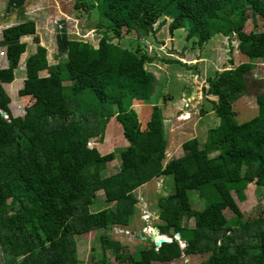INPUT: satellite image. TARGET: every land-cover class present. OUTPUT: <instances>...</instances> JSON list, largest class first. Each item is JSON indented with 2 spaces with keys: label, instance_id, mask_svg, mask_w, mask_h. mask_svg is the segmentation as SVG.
I'll use <instances>...</instances> for the list:
<instances>
[{
  "label": "trees",
  "instance_id": "16d2710c",
  "mask_svg": "<svg viewBox=\"0 0 264 264\" xmlns=\"http://www.w3.org/2000/svg\"><path fill=\"white\" fill-rule=\"evenodd\" d=\"M26 2L9 0L7 10H24ZM75 9L96 13L94 27L102 37L95 46L62 30L58 51L66 58L56 64L49 62L34 19L6 27L0 40L8 58V66L0 68V109L8 113L4 117L0 111L4 264H79L78 235L130 227L138 203L135 191L168 176L173 191L157 200L155 227L172 240L157 248L147 239L145 246L125 254L119 241L101 236L102 254L95 264H108V250L122 264L173 263L196 255L206 257L200 264H264V216L245 220L233 196L244 202L251 183L264 188V92L256 95L258 114L250 121L239 123L234 111L235 102L254 82L250 75L255 62L264 61V0H76ZM167 18H171L170 35L186 29V40L196 38L201 48L215 35L229 41L235 38L236 50L247 61L206 78V95L217 97L211 108L220 125L208 130L204 144L187 140L181 157L164 162L168 140L160 108L151 107L141 129L132 107L133 99L150 100L155 77L144 62L151 58L139 42L136 48L127 47L122 38L124 33H136L137 40L153 35ZM249 20L253 28L247 32ZM29 35L37 47L26 60L27 76L19 90L25 97V113L15 117L3 83L14 80L27 50L22 38ZM160 61L196 74L195 64ZM228 62L233 66L232 58ZM44 70L48 74L41 75ZM111 117L121 124L128 142L118 155L102 154L95 144L89 145L90 138L102 137ZM117 156V172L102 176ZM99 189L111 207L92 212ZM193 191L206 200L201 210L190 197ZM226 210L234 216L228 217ZM186 220H194L195 226ZM177 233L180 241L175 239Z\"/></svg>",
  "mask_w": 264,
  "mask_h": 264
},
{
  "label": "rangeland",
  "instance_id": "374dc122",
  "mask_svg": "<svg viewBox=\"0 0 264 264\" xmlns=\"http://www.w3.org/2000/svg\"><path fill=\"white\" fill-rule=\"evenodd\" d=\"M8 1L0 0V24L11 20L14 14L20 17L16 20V24L30 19V16L23 9L7 10ZM75 2L76 0H27L25 4V7L30 8L32 16L36 19L35 21L38 22L37 33L41 38V44L48 49V59L51 64H56L66 58L58 51L57 36L62 30H66L71 38L87 40L95 46H98L102 37L101 33L96 31L94 27L96 13L90 15L83 10H76ZM19 10L23 15L19 13ZM170 22L171 18H167L166 23L156 33L149 34L139 40H137L136 33H124L122 38V44L127 47L136 48L139 42L141 48L151 58L149 61L144 62L145 67L155 77L150 100L143 102L133 99L132 107L138 115L141 129L145 128L144 125L149 119L151 107L157 105L160 108L165 135L168 140L164 162L171 158L181 157L183 155L182 144L187 140L197 139L200 145L204 144L208 130L220 125L219 119L210 110L211 102L216 101L217 97L206 95L208 88V84L205 83L206 78L212 77L215 71L234 68L247 61L236 50L237 41L235 38L229 41L222 35H215L211 41L201 48L196 44V38L186 40V29L177 30L174 36L170 35ZM257 22L258 30H263L259 18ZM156 26L157 24H155ZM252 28V21H247L245 31L249 32ZM22 40L27 43V50L21 55L19 65L15 69L16 76L13 81L3 83L10 96L11 113L15 117L22 116L25 113V97L20 95L19 90L24 87L27 76L25 65L27 56L34 53L37 47V43L31 35L24 36ZM117 40L115 38L113 41L116 42ZM0 56L3 59L6 58L5 46H0ZM230 58L233 59V66H230L228 62ZM160 59H179L187 65L195 64L197 65V76L180 65H167L161 62ZM194 70L192 71L195 73ZM46 74H48L47 70L41 72V75ZM251 76V80L254 82L249 85L251 81H248V93L234 104V111L237 114L236 120L239 123L248 122L257 116L256 95L259 92H264V61L255 62V69L251 72ZM68 82L70 83L69 80L65 83ZM94 144L100 153L114 152L116 155L128 146V142L123 137L121 124L115 117H111L106 123L100 139L98 136L90 138L89 145ZM119 165L120 159L117 156L114 161L107 163L104 170L101 171V175L109 176L116 173ZM172 191V177L153 179L135 191L138 203L135 205V214L130 227L113 226L106 231L97 230L81 236L78 235L76 237V254L79 264L97 263L102 254L101 236L119 241L125 247V250H123L125 254H133L137 247L145 246L148 242L146 240L153 235L151 230L159 234L157 233L158 229L155 227L156 223L159 222L156 207L157 200L159 197L170 195ZM245 194L247 199L242 202V198L233 193L234 199L245 214V220H253L260 215L264 216V188H258L256 183L253 182L249 185ZM208 195L210 196V193ZM190 197L194 206L196 205V209L201 210L205 204V198L202 199L198 191L191 192ZM106 207L110 208L111 204L105 201L104 193L99 189L95 193V201L90 209L92 212H96ZM225 213L230 218L234 216L230 210H226ZM185 223L190 227L195 226L194 220H186ZM4 257L5 253L0 247V264H4ZM105 259L108 264H122L115 260L111 250L105 253ZM205 259L206 257L196 255L173 263L156 262L154 264H200Z\"/></svg>",
  "mask_w": 264,
  "mask_h": 264
},
{
  "label": "crops",
  "instance_id": "0c3cea01",
  "mask_svg": "<svg viewBox=\"0 0 264 264\" xmlns=\"http://www.w3.org/2000/svg\"><path fill=\"white\" fill-rule=\"evenodd\" d=\"M8 3V2H7ZM13 10H15V9H13ZM17 10V9H16ZM24 12L27 14V15H29L30 16V19H34V20H36L33 16H32V13H31V11H30V8L28 9V6L27 7H25V9H24ZM19 13H21V10H19ZM21 15H23L22 13H21ZM7 18V17H6ZM18 18H20V17H18L16 14H14L13 16H12V19L11 20H7L5 23H1L0 24V40L3 38V30L6 28V27H8V26H11V25H14V24H16V20H18ZM22 18H25V17H22ZM37 22V21H36ZM5 24V25H4ZM18 24V23H17ZM2 25H4V27H2L1 28V26ZM37 25H38V22H37ZM7 50V49H6ZM35 51H36V49H35ZM28 57V56H27ZM3 60H4V62H3ZM247 60V59H246ZM1 62H3L2 64H0V68H2V67H6V66H8V58H7V53H6V58H1V56H0V63ZM25 65H26V62H25ZM210 110L212 111V108L210 107ZM258 114V113H257ZM217 127V126H216ZM249 187V186H248ZM248 189V188H247Z\"/></svg>",
  "mask_w": 264,
  "mask_h": 264
},
{
  "label": "water",
  "instance_id": "95a60500",
  "mask_svg": "<svg viewBox=\"0 0 264 264\" xmlns=\"http://www.w3.org/2000/svg\"><path fill=\"white\" fill-rule=\"evenodd\" d=\"M0 111H1V113H2V115L4 117H7V114L8 113L5 110H1L0 109ZM157 233H159V234H156V235L154 234V235H152L150 237V240L155 243V246L157 248H160L164 243L170 242L172 240L168 236L160 235V232L159 231H157ZM175 239L178 240V241H180L181 240V235L179 233H177L175 235ZM182 245H183V247H186L187 246L186 243H183Z\"/></svg>",
  "mask_w": 264,
  "mask_h": 264
},
{
  "label": "bare ground",
  "instance_id": "6f19581e",
  "mask_svg": "<svg viewBox=\"0 0 264 264\" xmlns=\"http://www.w3.org/2000/svg\"><path fill=\"white\" fill-rule=\"evenodd\" d=\"M153 231H154V230H151V232H153ZM154 234L156 235V232H155V231H154ZM154 234H153V235H154Z\"/></svg>",
  "mask_w": 264,
  "mask_h": 264
},
{
  "label": "clouds",
  "instance_id": "9594fccd",
  "mask_svg": "<svg viewBox=\"0 0 264 264\" xmlns=\"http://www.w3.org/2000/svg\"><path fill=\"white\" fill-rule=\"evenodd\" d=\"M127 231V230H126ZM158 231V230H157ZM160 232V231H159ZM160 235H161V233H160Z\"/></svg>",
  "mask_w": 264,
  "mask_h": 264
}]
</instances>
